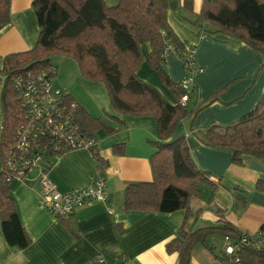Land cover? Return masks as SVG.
I'll list each match as a JSON object with an SVG mask.
<instances>
[{"label": "crops", "instance_id": "crops-1", "mask_svg": "<svg viewBox=\"0 0 264 264\" xmlns=\"http://www.w3.org/2000/svg\"><path fill=\"white\" fill-rule=\"evenodd\" d=\"M34 1L9 0L5 8L0 0V15L5 13L7 17L0 24V142L5 83L1 70L6 56L29 51L37 42L40 29L32 9ZM103 1L107 7H114L118 0ZM166 1L167 22L185 50H193L197 68L190 78L185 108L194 111L212 99L197 114L180 121L170 140L184 136L190 142L192 160L211 182L218 183L216 190L212 194L209 188L200 187L201 195L189 200L187 211L125 212L126 188L152 182L155 149L150 143L158 141L156 120L152 116L116 114L110 102L102 103V107L90 102L87 94L91 90L81 94L69 89L70 98L90 117H103V111L123 123L111 135L103 130L94 134L96 150L106 162L103 175L108 198L86 204L70 218L58 220L42 207L38 186L31 181L33 174L26 182L11 181L9 196L29 244L21 250L6 242L1 229L5 215L0 212V264H177V253H167L166 245L175 239L181 226L187 233L220 227L223 222L251 235L264 229V159L245 155L241 166L234 165L230 151L208 147L198 135L212 125L227 126L252 110L264 89V58L240 40L198 22L202 0ZM151 51L150 43L139 45L141 63L135 76L175 106L177 101L146 62ZM162 68L174 83L181 84L186 77L177 54L164 57ZM85 83L88 89L95 86ZM1 168L0 148V172ZM96 171L91 152L82 149L56 157L48 176L60 192L77 191L93 182ZM233 188L243 192L245 205L231 193ZM207 244L212 252L195 245L191 264H234L219 260L230 240L212 236ZM99 256L104 262L97 261Z\"/></svg>", "mask_w": 264, "mask_h": 264}, {"label": "trees", "instance_id": "trees-1", "mask_svg": "<svg viewBox=\"0 0 264 264\" xmlns=\"http://www.w3.org/2000/svg\"><path fill=\"white\" fill-rule=\"evenodd\" d=\"M1 1L7 8L9 0ZM32 9L40 29L35 46L29 51L6 56L1 70L5 77L0 142L2 160L21 114L13 79L26 73L48 70L51 68L49 56L60 54L75 59L85 79L104 84L116 114L152 116L156 120L158 141L150 143L155 149L151 157L152 182L126 188L125 212L169 214L187 211L189 200L201 195L200 187L209 188L213 194L218 183L211 182L208 174L196 167L190 154V142L184 136L170 140L180 121L197 114L212 99L199 109L188 111L179 105L181 98L187 95L186 90L170 80L162 68L166 45H171L178 56L185 52L167 22V1L118 0L114 7H107L103 0H36ZM6 20V14H1L0 24ZM197 21L240 40L264 58V0H202ZM145 42L152 47L146 62L177 101L175 106L169 104L157 89L135 76L141 63L139 45ZM76 118L93 138L99 130L111 135L123 127L121 121L107 113L103 117L92 118L79 106ZM198 135L206 146L230 151L234 165L241 166L245 155L264 159V89L248 114L224 127L212 125ZM90 152L96 167L103 172L106 162L96 148ZM9 183L2 163L0 212L5 216L1 229L6 242L22 250L28 246L29 240L9 196ZM231 193L241 205H245L246 198L241 190L233 188ZM242 233L228 222L192 233H187L181 226L175 239L166 245V251L177 253V264H191L195 245L201 244L212 252L207 239L219 236L235 246L233 256L226 257L223 252V257L219 258L221 262L233 263L232 260L237 258L236 264H264V249L254 250L239 245Z\"/></svg>", "mask_w": 264, "mask_h": 264}, {"label": "built area", "instance_id": "built-area-1", "mask_svg": "<svg viewBox=\"0 0 264 264\" xmlns=\"http://www.w3.org/2000/svg\"><path fill=\"white\" fill-rule=\"evenodd\" d=\"M176 54L171 45H166L163 57ZM178 56V55H177ZM186 74L181 86L188 89L190 78L197 71L193 50L179 56ZM54 68L44 72L26 73L13 79L12 85L19 102L21 114L13 135L4 149L3 168L8 182H26L31 174L40 192L42 207L58 220H66L79 208L93 202H105L108 198L103 172L96 167L93 182L86 188L60 192L49 178L52 161L67 152L96 148L95 138L81 127L76 118L77 103L52 86ZM188 96L179 101L185 107ZM228 240V239H227ZM239 245L254 250L264 249V229L256 234L242 233ZM235 246L228 244L223 252L226 257L234 254ZM99 263L104 262L100 256ZM238 263V259L232 260Z\"/></svg>", "mask_w": 264, "mask_h": 264}, {"label": "rangeland", "instance_id": "rangeland-1", "mask_svg": "<svg viewBox=\"0 0 264 264\" xmlns=\"http://www.w3.org/2000/svg\"><path fill=\"white\" fill-rule=\"evenodd\" d=\"M48 59L50 66L55 69V73L52 77V86L54 88L67 94L69 93V89L81 92V94H87L86 91L91 90V92L87 94L90 102H95L96 106L98 104L100 107H102V103L106 104L109 102L104 84L99 81L92 82L85 79L75 59L60 54H52ZM85 82L95 84L94 88L88 89V87H86L88 85H86L87 83ZM100 111H102V109ZM101 113V115L104 116L106 112L102 111Z\"/></svg>", "mask_w": 264, "mask_h": 264}]
</instances>
